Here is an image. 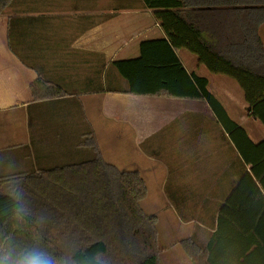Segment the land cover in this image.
Returning <instances> with one entry per match:
<instances>
[{"label":"trees","instance_id":"trees-1","mask_svg":"<svg viewBox=\"0 0 264 264\" xmlns=\"http://www.w3.org/2000/svg\"><path fill=\"white\" fill-rule=\"evenodd\" d=\"M152 11L163 37L142 41L134 59L112 62L135 96L204 101L235 152L238 165L216 215V228L200 246L179 242L190 264H264V138L253 141L208 89L204 76L188 73L177 56L193 54L209 73L228 77L240 88L247 115L264 128V0H139ZM12 0H0V14ZM35 101L64 97L59 85L36 78ZM84 146L93 157L0 177L20 179L31 216L26 235L40 233L42 243L62 255L76 245L78 255H99L108 264H160L156 217L140 206L146 185L136 170L106 162L89 132ZM0 196V232L11 228Z\"/></svg>","mask_w":264,"mask_h":264},{"label":"crops","instance_id":"crops-1","mask_svg":"<svg viewBox=\"0 0 264 264\" xmlns=\"http://www.w3.org/2000/svg\"><path fill=\"white\" fill-rule=\"evenodd\" d=\"M30 3L32 4V0H21L15 7L24 8ZM74 7L76 9L70 10L73 13L63 17L64 21L58 24L59 26L51 25L55 18L49 15H36L37 11L33 13L34 7L21 9L13 14H5L6 8L0 14V22L5 24L0 27V154L5 155L7 161H10L9 158L21 157L27 167L34 165L38 158L37 152H40L39 147H42L45 142L42 140L45 135L40 129L42 119H58L60 122H56L55 125L62 128L68 125L74 126V129L76 128L74 133L78 137V105L81 110L80 115L82 117L84 115V118L92 122L94 127L92 133L95 136L99 132L92 115L121 121L130 129V133L132 132L133 138L129 143L138 145L140 150H143L142 145L151 143L148 142L150 135H160L169 129L174 118L184 114L186 116L195 114L196 100L157 99L125 93L126 82L111 65L114 61L138 57L139 45L142 41L163 37V31L151 10L145 8L140 1L134 5H131V1L114 5L108 0V5H100L98 8L88 6L84 12L80 11L85 9L78 10L77 6ZM178 51L177 56L186 71L206 77L208 89L211 91V79L214 78H209L199 68L203 66L197 63V59L195 65L190 66L188 63L185 65ZM38 77L61 86L67 95L35 101L29 87ZM139 99L142 105L133 109L130 103ZM148 100L152 102L158 100L160 102L154 103L159 105L169 102L171 110H154L152 103ZM125 102L131 109L130 112L127 110L126 116L123 111L116 109L124 108ZM198 102L202 108H207L206 112L203 110L199 115L205 114L206 117L214 119L208 105L204 101ZM221 103L223 104L222 100ZM149 104L151 107H148ZM180 106L186 109L176 111L175 108ZM116 114H120L119 117H115ZM120 117H124V120H116ZM150 118H154V121L152 122ZM65 119L70 121L66 122ZM174 140L179 142L177 137ZM76 142L78 145V139ZM158 143L155 144L158 145ZM27 161H30V165ZM16 166L18 167V163ZM2 170L9 171L2 172ZM7 173H12L10 162L7 167L0 169V174ZM235 176L237 178V175ZM231 181L226 179L223 183L222 189H226L225 195L221 200L217 199L218 203L214 208L212 219L204 217L208 215V210L198 202L196 206L200 212L197 218L202 224L198 227L201 228L190 229L188 226L193 220L179 218L180 229L185 231V235L173 239L165 245L166 248L188 237L193 238L197 244H200L197 242L200 240L201 246L206 245L215 231L216 215L232 187ZM182 199L179 198L178 201L182 202ZM190 205L182 202L179 208L183 210V207ZM208 223H211L210 230L205 229L203 225ZM160 227V231L159 226L157 227L158 244L162 238L168 240L162 223ZM180 260L184 264H190L185 256L184 258L182 256Z\"/></svg>","mask_w":264,"mask_h":264},{"label":"rangeland","instance_id":"rangeland-1","mask_svg":"<svg viewBox=\"0 0 264 264\" xmlns=\"http://www.w3.org/2000/svg\"><path fill=\"white\" fill-rule=\"evenodd\" d=\"M129 1H131V5L139 2V0H109L114 5ZM18 2H21V0H13L12 4L5 10V14H13L21 11V9L34 7L33 13L37 11L36 15H49L56 19L52 21V26H59L58 24L63 23L64 19L62 18L70 16L73 13L70 10L76 9L74 6H77L78 10L79 8L85 9L80 11L84 12L88 6L98 8L100 5H108V0H32V4L30 3L29 6L16 8L15 5ZM19 15L23 14L19 13ZM4 25L0 22V27ZM259 34L264 44V22L259 27ZM178 55L186 63L185 65L187 63L190 66L196 64V57L187 50L180 49ZM199 68L209 78H214L211 79V92L218 96L220 101H223L229 116L247 131L253 141L257 142L264 138L263 126L247 115L246 104L236 82L222 75L208 73L203 67ZM150 98L160 99V97ZM148 102L152 103L154 110H171L169 102H163L162 105L154 103L160 102L158 100H154V102L148 100ZM123 104L125 105L124 108L117 107L116 109L123 111L126 116L127 110L130 112L131 109L127 102ZM130 105L133 109H137L142 105V102L139 99V101L131 102ZM79 107L78 105V137L74 133L76 129H74V126L68 125V127L62 128L55 125L56 122H60L58 119H42L40 120V129L45 135L42 138L45 142L42 147H39L40 152H37L38 158L36 157L37 160L34 165L27 167L21 157L9 158L10 161H7L5 155L1 156L0 154V169L7 167L9 162L12 169V173L0 175L6 176L59 165L74 164L93 157L92 149L84 146V142L89 137L88 133L93 132L92 128L94 127L92 122L84 118V115L83 117L80 115L81 110ZM148 107H151V105L149 104ZM175 109L181 111L186 108L180 106V108ZM203 110L206 112L207 108H202L196 100L195 114L189 116L184 114L174 118L169 129H166L160 135L153 134L148 137L150 141H147L151 143L142 145L143 150H140L138 145L129 143L133 138L132 132L130 133V129L121 121L107 120L92 115L99 132L97 136L94 133L92 134L103 159L122 170L138 171L145 182L146 195L140 202L141 209L147 214L155 215L156 227L159 226L160 231V223H162L163 230L168 238V240L162 238L160 240L161 244H158L160 264H184L180 259H182V256L183 258L186 257V255L179 244L180 241L178 244L172 243L170 248L165 246L173 239L185 235V231L180 229L179 218H191L193 221L188 228L199 230L198 228L201 227L198 226L202 224L197 218L200 212V209L196 206L198 202L208 210V215L204 217H211L212 219L214 208L218 203L217 199L221 200L225 195L224 191L226 189H222L223 183L226 179L228 181L232 180V183L236 178L234 166L236 167L239 163L235 157V152L215 120L206 117L205 114L199 115ZM119 115L116 114L115 117H119ZM123 118H116V120H124ZM153 119L150 118L152 122ZM65 121L70 120L65 119ZM175 137L178 138L179 142L174 140ZM157 142H159L158 145L155 144ZM16 163H18V167ZM27 163L30 165V161H27ZM5 171L9 170H2V172ZM179 198H183L182 202L191 204L189 207L182 208L184 212H181L183 210L179 208L182 203L181 200V203L178 201ZM214 198L215 200H213ZM202 214H204V209H202ZM203 225L205 229L209 228L210 230L211 223ZM197 242L201 246L202 242L200 240Z\"/></svg>","mask_w":264,"mask_h":264},{"label":"clouds","instance_id":"clouds-1","mask_svg":"<svg viewBox=\"0 0 264 264\" xmlns=\"http://www.w3.org/2000/svg\"><path fill=\"white\" fill-rule=\"evenodd\" d=\"M0 196L8 202L5 214L11 228L0 232V264H108L99 255H78L79 248L70 245L56 255L42 243L39 232L26 235L31 209L20 179L6 181L0 186Z\"/></svg>","mask_w":264,"mask_h":264}]
</instances>
